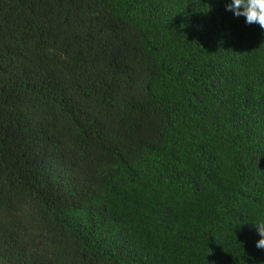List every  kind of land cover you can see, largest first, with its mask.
I'll return each instance as SVG.
<instances>
[{
    "label": "trees",
    "instance_id": "obj_1",
    "mask_svg": "<svg viewBox=\"0 0 264 264\" xmlns=\"http://www.w3.org/2000/svg\"><path fill=\"white\" fill-rule=\"evenodd\" d=\"M230 0H0V264H264V29Z\"/></svg>",
    "mask_w": 264,
    "mask_h": 264
},
{
    "label": "clouds",
    "instance_id": "obj_2",
    "mask_svg": "<svg viewBox=\"0 0 264 264\" xmlns=\"http://www.w3.org/2000/svg\"><path fill=\"white\" fill-rule=\"evenodd\" d=\"M226 10L236 17H244L246 24H258L264 29V0H230ZM260 239L256 241L258 249H264V223L255 225Z\"/></svg>",
    "mask_w": 264,
    "mask_h": 264
}]
</instances>
